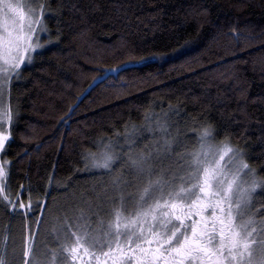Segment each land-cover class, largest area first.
<instances>
[{"label":"trees","instance_id":"16d2710c","mask_svg":"<svg viewBox=\"0 0 264 264\" xmlns=\"http://www.w3.org/2000/svg\"><path fill=\"white\" fill-rule=\"evenodd\" d=\"M41 3L44 47L7 89L6 264H23L28 238L30 258L49 238L48 255L68 264L75 237L59 247L46 225L74 197H94L93 154L149 146V129L167 128L189 152L229 143L264 180V0H33V9ZM254 198L264 211V188Z\"/></svg>","mask_w":264,"mask_h":264},{"label":"snow or ice","instance_id":"6c2138e0","mask_svg":"<svg viewBox=\"0 0 264 264\" xmlns=\"http://www.w3.org/2000/svg\"><path fill=\"white\" fill-rule=\"evenodd\" d=\"M20 7L13 0H0V13H3L5 23ZM44 8L41 3L38 12L29 9L34 19L29 21L28 33L23 36L13 35L7 27H0V94L13 76H19L21 65L32 62V53L44 47L38 35L47 31L43 24ZM241 95L243 98L244 94ZM160 131L167 133V128L161 126ZM211 135V127L205 128L201 141ZM6 139L0 138V152ZM162 139L163 143L157 141L147 151L127 154L124 167L129 169L132 179L120 173L111 180V187L119 193V209H113L107 222L99 221L95 234L86 231L80 236L72 232L76 246L65 245L64 250L76 254L87 244L83 251L97 264H196L197 261L199 264H232L233 261L236 264H264V211H253L254 194L257 189L264 188V180L258 179L255 170L244 162L242 151L229 143H222L215 149L219 160H209V153L203 150L202 143L200 152L180 153L176 160L183 161L179 167L186 170V175L180 176L177 183L175 170L156 167L161 157L172 152L174 138ZM105 148L100 160H96L93 154L92 166L110 170L120 156L111 150L110 145ZM226 156L228 160L222 166L220 161ZM237 158H240L237 173L229 180L224 169ZM5 166L0 165V200L8 201L10 192L4 194ZM244 170L250 180L238 183L239 173ZM130 186H138L139 191L138 195L128 198L123 189ZM19 198L17 195L16 199ZM211 198H215L214 203ZM11 207L15 210L17 204L11 202ZM19 207L30 210L31 204L21 203ZM194 207L198 211L192 212ZM178 208L179 214L176 212ZM209 208L212 211L207 219L201 216L200 220L193 219L191 224L185 225L184 219H191ZM252 245H258V249ZM89 249L93 251L89 253ZM32 251L28 247L24 255L28 256ZM256 251L260 253L258 260L253 255ZM0 264H6L2 255ZM23 264L29 262L25 260ZM32 264L39 262L33 258Z\"/></svg>","mask_w":264,"mask_h":264},{"label":"rangeland","instance_id":"374dc122","mask_svg":"<svg viewBox=\"0 0 264 264\" xmlns=\"http://www.w3.org/2000/svg\"><path fill=\"white\" fill-rule=\"evenodd\" d=\"M13 3L19 4L21 7L18 8L15 13L10 14L9 18H7L6 20V23H5V18L3 16V13H0V27H7L9 31L13 32V35L23 36L28 33L29 21L31 19H34V17L31 15L29 11V9L34 10L33 9L34 6H32L33 0H13ZM38 35H39L40 42L43 44L42 39L45 36V32L38 33ZM35 53H32V56H34ZM0 55H2V52H0ZM13 55H15L14 52H13ZM0 63H2V60H0ZM27 64H28L27 62L22 64L20 69ZM8 87H9V83L5 84L2 94H0V138H4V137L7 138L4 141V144H5L4 149L10 140V126L13 121L12 113L10 112V110L12 109V106L10 105V101L8 99V93H7ZM147 132L150 133V138H151L149 146L147 145L138 146L137 143L132 142L130 143V145H128V148H124L123 151L126 152V154H119L116 152L118 150L114 151L111 148V150L114 153L120 156V159H118L112 165L110 170L92 166L93 167L92 172L93 174L96 175L98 179L95 190L92 188L90 191V193L94 197L91 199L90 198L88 199L87 197L83 199L74 197L73 202L66 203L63 205V207L60 208L61 211L63 210L64 211L60 212L59 215H57L58 217L54 219L53 221L54 226L52 227V229L50 227V224L46 225V231L50 232V236L51 238H53V242L55 244L57 243V245H59L60 247L62 245L61 241L68 238L67 232L70 233L71 235V229L75 230V233H77V235H80V236H82L86 231L88 233L95 234L94 230L98 229L99 221L104 220L105 222H107L111 218L110 214L113 212V209H119V206H120L119 193L115 192L113 188L111 187V180L113 176L120 174V173H123L124 177H126L127 179L129 180L132 179V177L129 174V169L124 167V162L127 160V154L129 152H132L133 154H138L141 151H147L148 149H151L153 145L156 144L157 141H160V143H163L162 137L168 138V139L174 138L169 135L168 130H167V133H164V134L160 133L159 129L155 130V132L149 129L147 130ZM176 145L177 143L174 141L172 144L173 150L171 154L161 157L160 161L157 162L156 167L157 169L168 168L171 170H175L177 173V183H179V177L186 175V170L184 168L179 167V165L182 164L183 161H177L176 160L177 155L180 153L187 154V153H196L200 151L196 150L193 152H189V150L183 147L182 145L180 147L178 146L176 147ZM221 145L222 143L218 145H214L210 143L208 140H206V143H204L203 150L209 153L208 155L209 160H212L213 158H215L216 160H219V156L215 154V149L219 148ZM210 148L212 149L211 151H209ZM4 149L2 152H0V165H6L5 171L8 174V163L2 156ZM186 158L190 159V157H186ZM239 159L240 158H237L236 161H234L232 164H229L227 168L224 169L225 175L227 176L229 180H231L232 177L236 175L237 173V169L239 166ZM227 160H228V157L226 156L224 158V161H220V164L223 166ZM244 162L246 161L244 160ZM243 180H250V177L247 176V170H244L243 173H239V180L237 182L239 183L240 181H243ZM243 186L246 187L247 185L245 184ZM105 189H107V191H105ZM138 191H139L138 186H130V187L123 189V193L128 198H130L131 196L138 195ZM211 200L214 203L215 198H211ZM205 203H208V200H205ZM80 206H85L86 210L84 211L86 212L77 211V208ZM184 210L187 211L186 205H185ZM196 211H198V209L194 207L192 209V212H196ZM211 211L212 209L209 208L207 211L201 212L200 215H197V220H200L201 216L204 217V219H207ZM253 211H255V198H254ZM176 212L177 214H179L180 209L178 208ZM82 213H83V216L81 215ZM125 213L128 214L127 211H125L124 214ZM193 217L195 218V216ZM76 220H78V222L81 221L85 226L79 227V223H77V226L75 227ZM173 222L177 224L179 223L178 221H175V220ZM184 223L191 224L190 219H184ZM74 240L75 238L66 245L76 246L74 244ZM30 243L31 241H29L28 243V241L26 240L25 251L28 247H31ZM49 243H50L49 238L45 239L42 243H39L37 245L36 250L38 253H41V254L38 256H31V258H30V255L25 256L26 260L30 259L31 261L30 264H32L33 258H35V260H37L39 264H62L61 257H57L56 254L54 256L48 255V252H49L48 244ZM84 247H87V244L81 247L78 253L76 254H71L68 251H65L68 254L67 257L69 258L68 264H97V262L94 259H92L89 254L84 253L83 251ZM252 247L255 249H258V245H252ZM92 251H93L92 249H89V253H91ZM96 254L98 255L99 252L97 251ZM253 255L258 260L260 253L259 251H256L253 253ZM109 264H111V262H109ZM186 264H188V262H186ZM196 264H199V261H197ZM205 264H209V262H205ZM232 264H236V261H233Z\"/></svg>","mask_w":264,"mask_h":264},{"label":"flooded vegetation","instance_id":"af4514ba","mask_svg":"<svg viewBox=\"0 0 264 264\" xmlns=\"http://www.w3.org/2000/svg\"><path fill=\"white\" fill-rule=\"evenodd\" d=\"M193 219L197 220V216H195V218L194 217H191L190 222H192ZM187 224L188 223H185V225H187Z\"/></svg>","mask_w":264,"mask_h":264}]
</instances>
